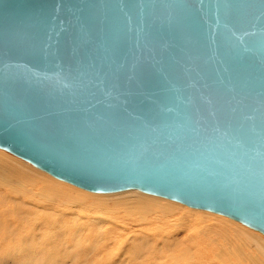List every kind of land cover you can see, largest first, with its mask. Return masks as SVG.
I'll list each match as a JSON object with an SVG mask.
<instances>
[{
  "label": "water",
  "instance_id": "95a60500",
  "mask_svg": "<svg viewBox=\"0 0 264 264\" xmlns=\"http://www.w3.org/2000/svg\"><path fill=\"white\" fill-rule=\"evenodd\" d=\"M0 148L264 234V0H0Z\"/></svg>",
  "mask_w": 264,
  "mask_h": 264
},
{
  "label": "rangeland",
  "instance_id": "374dc122",
  "mask_svg": "<svg viewBox=\"0 0 264 264\" xmlns=\"http://www.w3.org/2000/svg\"><path fill=\"white\" fill-rule=\"evenodd\" d=\"M28 172L47 181L42 175ZM16 178L11 177V179ZM10 184L14 185L13 182ZM0 192H4L9 206L18 207L25 212V215L21 217L14 215L0 217V264L249 263L248 260L244 262L238 255L230 256V252H226L230 250L229 243L234 241L233 244L231 243L232 246L236 241L239 242L234 239L239 237L241 230L237 229L236 232L234 228L222 227L221 223L215 222L210 217L201 219L196 214H190V216L184 209L175 208L174 212L172 210V212H164L156 207L153 213H148L140 219L137 214L129 216L123 211H102L96 207L101 203L92 199H85L80 206L75 207V201H68L72 196L65 195L64 199L68 202L61 201L59 197L57 202L44 203L48 206L44 211H37L35 207L29 206L36 205V200L9 192L2 185H0ZM100 194L104 195V193ZM103 202H106L107 206L113 205L112 200ZM200 225L202 227H198ZM206 227L207 230H205ZM216 228L225 234L220 232L217 234ZM209 229L216 230L213 233L212 230L208 231ZM256 233L261 236L260 241L264 243V236L258 231ZM222 236H228L227 238L230 237V239L227 240ZM221 249L229 254L224 255L225 252H220ZM242 249L251 254H255L256 251L254 243L243 244ZM216 252L224 257L218 256ZM233 258L238 260L233 261ZM262 264H264V258Z\"/></svg>",
  "mask_w": 264,
  "mask_h": 264
},
{
  "label": "bare ground",
  "instance_id": "6f19581e",
  "mask_svg": "<svg viewBox=\"0 0 264 264\" xmlns=\"http://www.w3.org/2000/svg\"><path fill=\"white\" fill-rule=\"evenodd\" d=\"M8 152L9 151H6V150L0 148V156L3 157V158L0 157V175H1L0 185L5 186L9 192L22 194V195L27 196V198L30 200H36L37 201L36 205H29V206L32 208L35 207L34 209H37V211H39V210L44 211L45 209L48 208V206L44 203L57 202L59 197H61V199H62L61 201H63V202L75 201L76 202L75 207L80 206V204L82 202H84L85 199H92L94 201L96 200V201H99L101 203L100 205H97L96 207L102 211H106V210L123 211L126 215H129V216H131L133 214H137L140 219L144 218V216L146 214L151 213L154 209H156V207L159 208L161 211H164V212H169V211L174 212L175 208H180V209H184L186 211V213H188L189 215L190 214H194V215L196 214L201 219L210 217L215 222L221 223L220 225L222 227L234 228V229H236V232H237V229L241 230L242 233H240L239 235L237 233V235L239 237L237 236L238 238L234 239V240H238L239 242L237 243V241H236L235 244L231 246V243L232 244L234 243V241H232V239H231L232 242L229 243L230 244L229 245L230 250L226 251V252H230V256H231V254L238 255V257L240 259H243L244 262L248 260V262H249L248 264H262V261L264 258V243H262L260 241L261 236H259V234L256 233L258 230L255 231V229H254L253 231H251L252 228L249 230L250 227L248 228V226L246 227V225L244 226V224H242L241 222L234 220L228 216L218 214V213H214V212L204 210V209L189 207V206L182 204V203H179L177 201L167 199L164 197H160L157 195L148 194V193L139 191L137 189H126V190H122V191H116L119 193L112 192L114 194H112L111 192H108L109 194H107V192H106V193H104V195L100 194V192H92V191L83 189L81 187H78L72 183L58 179V178L52 176L51 174H49L48 172L34 166L30 162L28 163V161H26L25 159L13 154V153L10 154V152L9 153ZM15 156L18 158H16ZM17 165L22 166L21 167L22 169H20V166H17ZM31 165H33V166H31ZM25 169H27V170H25ZM28 171L42 175L47 181L41 180L40 178L33 176ZM43 171L48 173V174L44 173ZM3 173H6V174L3 175ZM13 176L17 177V178L11 179V177H13ZM10 182H13L14 185L12 186L10 184ZM94 193H99V194H94ZM65 195L72 196V198L68 199V201H67L64 199ZM105 200L106 201L112 200L113 205L107 206V204H105L106 202H103ZM3 206H4V209H3ZM164 212H162V213H164ZM5 215H14L16 217H21V216L25 215V212L20 210L18 207L9 206L7 204V199L4 196V192H0V217L3 218V216H5ZM198 224L202 225V223H199V222H198ZM201 225L198 227H202ZM219 228H221V227H219ZM246 228H247V230H245ZM196 229H197V227H196ZM198 229H202V228H198ZM207 229L208 228L206 227L205 230H207ZM216 229H217V231H215ZM216 229L215 230L209 229L208 231L212 230V232L215 231V232H217V234H218V232H220V234L221 233L225 234L224 232L218 231V228H216ZM203 230L204 229H202V231ZM208 231H206V232H208ZM222 231H224V230H222ZM248 231H251V232H248ZM212 232L210 234H212ZM195 233H197V232H195ZM203 233H205V231ZM258 233H261V235L264 236V234L262 232L258 231ZM200 234L202 235L201 231H200ZM228 236H222V237H225L228 240V239H230V237L227 238ZM211 239H213V238H211ZM247 243L248 244L254 243V245L256 247L255 254L245 252L242 249V245L247 244ZM218 247H220V245ZM222 248L224 249V247H222ZM218 249H220V248H218ZM225 249H227V248L225 247ZM221 251H223L222 253L225 252L222 249L220 250V252ZM218 252H219V250H218ZM218 252H216V254ZM226 252L224 253V255L227 254ZM221 255L222 254L219 255V253H218V256H221ZM221 259L223 260L222 257H221ZM235 260H238V258L234 259L233 261H235ZM226 261H228V260H226ZM242 264H244V263H242Z\"/></svg>",
  "mask_w": 264,
  "mask_h": 264
}]
</instances>
